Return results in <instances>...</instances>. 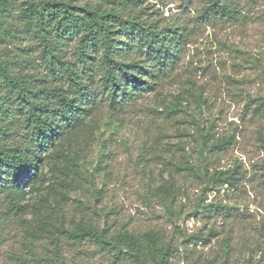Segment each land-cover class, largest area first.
Instances as JSON below:
<instances>
[{
    "label": "rangeland",
    "instance_id": "374dc122",
    "mask_svg": "<svg viewBox=\"0 0 264 264\" xmlns=\"http://www.w3.org/2000/svg\"><path fill=\"white\" fill-rule=\"evenodd\" d=\"M225 3L235 10L234 19L201 18L205 0H142L133 9L142 12L144 22H155L160 30L176 26L184 37L172 35L171 62L150 90L116 113L102 101L100 74L88 82L102 101L99 128L83 157L82 172L92 185L81 182L68 210L111 229L162 232L176 247L172 264L196 258L220 262L224 250L230 264H244L264 252V149L258 140L264 137V0ZM130 43L135 48L126 52L128 58L147 59L135 40ZM23 48L38 75L50 81L37 39L24 34L9 45L14 53ZM63 56L77 63L74 40ZM199 133L206 135L205 144ZM225 138L231 139L225 150H207ZM201 159L208 175L237 166L238 181L210 185L202 172L178 165L188 161L200 169ZM164 181L175 188L171 204L156 195ZM22 239L19 226L0 223V264H21L10 253L20 250ZM85 250L81 264H110L91 245Z\"/></svg>",
    "mask_w": 264,
    "mask_h": 264
},
{
    "label": "trees",
    "instance_id": "16d2710c",
    "mask_svg": "<svg viewBox=\"0 0 264 264\" xmlns=\"http://www.w3.org/2000/svg\"><path fill=\"white\" fill-rule=\"evenodd\" d=\"M140 3L142 0H0V223L20 227V250L10 257L21 264H81L89 253L86 245L110 264H172L176 247L162 232L111 229V225L101 226L68 210L71 194L81 182L92 185L82 166L84 152L99 128L100 103L104 101L116 113L127 108L129 101L140 99L171 62L172 35L184 38L176 26L160 30L155 22H144L142 12L133 9ZM235 16L225 0H205L200 15L206 20ZM24 34L37 39L50 81L38 75L24 48L17 53L9 49ZM132 39L137 50L147 53V59L126 56L135 46ZM73 40L77 63L63 56ZM95 74H100L105 90L102 101L88 88ZM62 80L74 93L64 89ZM170 112H176L173 106ZM199 138L205 144L206 135L199 133ZM230 140H217L207 150H225ZM258 140L264 149V137ZM181 164L189 171L202 172L210 185L232 186L238 181L237 166L215 169L208 175L204 159L200 169L188 161L178 162ZM261 172L264 176V161ZM157 194L171 204L174 185L162 182ZM223 255L220 262L196 258L186 264H230L227 250ZM244 264H264V252L259 260L248 259Z\"/></svg>",
    "mask_w": 264,
    "mask_h": 264
}]
</instances>
